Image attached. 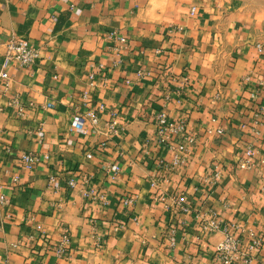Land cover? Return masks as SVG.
<instances>
[{"label": "crops", "instance_id": "0c3cea01", "mask_svg": "<svg viewBox=\"0 0 264 264\" xmlns=\"http://www.w3.org/2000/svg\"><path fill=\"white\" fill-rule=\"evenodd\" d=\"M11 39L39 50L36 65L4 70ZM257 45L264 0H0V72L10 77L0 78V264H221L224 229L264 241ZM182 76L179 92L171 80ZM100 106L96 129H71L77 113ZM160 111L187 125V153L172 148L180 136L154 144ZM250 146L255 167L244 170ZM26 153L39 158L32 171L18 163ZM63 233L70 242L58 257ZM253 264H264V247Z\"/></svg>", "mask_w": 264, "mask_h": 264}, {"label": "built area", "instance_id": "2783aa9c", "mask_svg": "<svg viewBox=\"0 0 264 264\" xmlns=\"http://www.w3.org/2000/svg\"><path fill=\"white\" fill-rule=\"evenodd\" d=\"M196 12L195 8H192L191 14L193 15ZM107 38L115 43H126L124 37H119L116 33H109ZM259 53H264V48L261 45L256 46ZM39 50L35 48L32 44L20 41L17 39H11L6 45V53L4 56V70L10 67H19V68H28L36 65L39 60ZM0 78L4 80H9V75L7 72H0ZM89 87H95V75L92 74L89 76ZM171 83L177 87V91L184 90L187 88L189 81L187 77H180L178 79H172ZM181 92V91H179ZM88 93L83 95V100L86 102L88 98ZM103 110V107H93L89 109L86 113H77L71 123V129L73 131L79 132L81 134H87L90 129H96L100 123L99 113ZM18 114L20 117H23L25 114L24 108H19ZM115 114H111V121L108 123L109 128L113 134L117 132V122L115 119ZM221 132V131H219ZM210 133V132H209ZM255 136L258 135V132L255 131ZM180 136L181 140L178 144L173 146L177 152L187 153L188 147L195 143L193 135L187 128V125L184 122H179L177 124H172L169 122L167 115L164 111H160L156 115V135L154 144L156 146H166L169 145L173 138ZM254 155V151L250 146L247 148L245 153V158L240 161V168L244 170H250L255 167L251 158ZM86 157L91 159V154H87ZM178 155L174 159V162L177 163ZM19 165L22 169L32 171L38 164L39 158L32 153H26L19 157ZM261 165H264V158L261 160ZM115 171L118 172L119 168L115 167ZM221 180V171H216L210 180L211 185H217ZM69 186L71 188L77 187V182L74 180L69 181ZM81 187H84L81 186ZM85 197L92 200H99L101 203H104V197L97 194L95 190L88 189L84 192ZM134 199L128 198L124 200V205L128 206L133 203ZM158 202L164 204V207L167 209L168 206L165 205V199L160 198ZM5 203L4 197H0V205ZM179 205V200L176 201ZM211 230H220V225L211 223ZM224 239L221 243L215 248V259L221 264H253L255 262L256 255L264 247V241L262 238H258L253 234H250L248 239L243 242L237 236L236 233L232 230L224 229ZM175 236L176 229H171L168 236V245L173 247L175 245ZM69 236L67 233H63L61 242L55 248V254L58 257H65L67 254V249L69 246Z\"/></svg>", "mask_w": 264, "mask_h": 264}]
</instances>
